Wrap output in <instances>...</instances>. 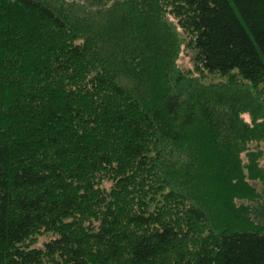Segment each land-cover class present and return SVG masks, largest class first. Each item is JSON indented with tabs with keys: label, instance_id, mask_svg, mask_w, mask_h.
<instances>
[{
	"label": "trees",
	"instance_id": "trees-1",
	"mask_svg": "<svg viewBox=\"0 0 264 264\" xmlns=\"http://www.w3.org/2000/svg\"><path fill=\"white\" fill-rule=\"evenodd\" d=\"M0 264H264V0H0Z\"/></svg>",
	"mask_w": 264,
	"mask_h": 264
},
{
	"label": "rangeland",
	"instance_id": "rangeland-1",
	"mask_svg": "<svg viewBox=\"0 0 264 264\" xmlns=\"http://www.w3.org/2000/svg\"><path fill=\"white\" fill-rule=\"evenodd\" d=\"M178 65L181 68L184 69H193V51L187 50L181 53L179 59H178ZM50 237H52L49 233L43 234L36 239V245L35 246H42L43 243L48 240Z\"/></svg>",
	"mask_w": 264,
	"mask_h": 264
}]
</instances>
